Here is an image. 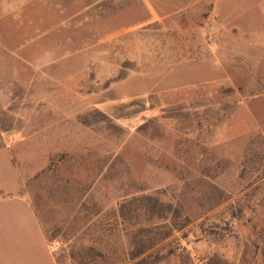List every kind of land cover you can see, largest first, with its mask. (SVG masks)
Wrapping results in <instances>:
<instances>
[{
    "label": "rangeland",
    "instance_id": "rangeland-1",
    "mask_svg": "<svg viewBox=\"0 0 264 264\" xmlns=\"http://www.w3.org/2000/svg\"><path fill=\"white\" fill-rule=\"evenodd\" d=\"M84 1L123 69L103 111L0 80V264H264V0Z\"/></svg>",
    "mask_w": 264,
    "mask_h": 264
},
{
    "label": "crops",
    "instance_id": "crops-1",
    "mask_svg": "<svg viewBox=\"0 0 264 264\" xmlns=\"http://www.w3.org/2000/svg\"><path fill=\"white\" fill-rule=\"evenodd\" d=\"M4 2L7 10L0 12V54L8 55L19 66L15 75L12 71L10 74L8 65H3L0 80L7 86L20 84V90L7 88L4 94L86 97L97 103L94 110L103 111L99 106L106 107L108 81L118 79L116 71L123 69V63L116 57L109 60L108 53H117V49L107 48V42H112L117 32L108 34L104 18L90 15L95 5L84 0ZM19 186L16 183L12 191H7L15 192ZM26 207L31 223L43 236L35 214ZM27 242L24 254L35 257L39 251L32 247V239ZM51 264L55 262L52 260Z\"/></svg>",
    "mask_w": 264,
    "mask_h": 264
},
{
    "label": "trees",
    "instance_id": "trees-1",
    "mask_svg": "<svg viewBox=\"0 0 264 264\" xmlns=\"http://www.w3.org/2000/svg\"><path fill=\"white\" fill-rule=\"evenodd\" d=\"M140 234H142V232H140ZM167 236L168 235H164L163 238ZM140 237L141 235H139V238ZM261 238H263L262 241L264 242V230H263V233L261 234L260 240ZM139 243L140 244L136 245V248L134 249V251L130 253V260L133 262L131 264H156L163 258L164 255H160L158 253L159 249H154L158 244L156 240L151 239L146 242L143 241L142 244H141V240H139ZM250 248L254 250V253L257 254L258 252H260L264 257V248L262 247L260 248L259 244H255L253 242L251 243ZM169 252L171 253L172 250H170Z\"/></svg>",
    "mask_w": 264,
    "mask_h": 264
}]
</instances>
